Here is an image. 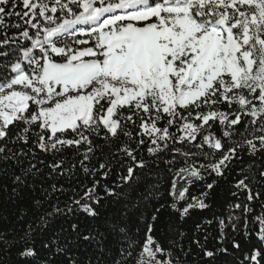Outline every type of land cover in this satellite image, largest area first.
<instances>
[{
    "label": "snow or ice",
    "instance_id": "6c2138e0",
    "mask_svg": "<svg viewBox=\"0 0 264 264\" xmlns=\"http://www.w3.org/2000/svg\"><path fill=\"white\" fill-rule=\"evenodd\" d=\"M69 5H76L82 11L77 13ZM58 9L61 13L66 10L72 18L47 15L48 12L57 13ZM12 17L23 21L14 27L23 29L20 35L29 39L31 46L18 49L22 57L10 65L14 75L0 77V141L9 137V126L20 122L24 127L16 134V140L25 146L31 143L45 153L55 155L65 148L79 152L81 146L87 145L80 165L88 171L84 161L89 159V153H93L90 139L93 134L99 135L103 131L106 140L117 137L120 132L130 136L131 133L125 130L126 123L134 124L135 116L140 120L142 133L156 145L148 148V152L153 153L161 147L160 141L170 138L169 127L177 123L183 122L181 131L185 133L180 140H196L199 130L210 120L219 119L221 124L232 126L240 124L239 113L229 119V113L223 111H209L207 114L201 111L203 107H213L217 103L229 106L235 103L244 115L258 118L260 122L261 134L254 137L258 145L254 140L246 141L250 153L264 152V0H118L116 3H106V0H68V3H62V0H55L51 7L41 0H0V27L6 26V18ZM38 17H44L55 27L41 28ZM23 25L36 29L35 35H30ZM82 35L89 39H79ZM65 37L72 38L71 42ZM9 42L7 35L0 39V45ZM125 109L131 114L123 116ZM193 115L202 123L191 122ZM161 121L166 122L162 128L158 126ZM250 123L256 124L257 119ZM30 133L35 140L31 139ZM203 140L212 148H222L221 141L213 140L210 135L204 136ZM138 143L143 144L144 140ZM117 151L135 162L127 167V175L121 177L122 181L128 182L133 178L135 168L143 167L144 162L137 161L135 150L127 145ZM20 155L27 156L28 153L23 149L13 152L6 144L0 146V159L4 161L14 159L21 163ZM234 156L235 149L232 148L217 162L201 167L223 175L226 162ZM62 166L63 160L49 165L53 171ZM99 167L105 169L108 165L101 163ZM185 171L180 170L182 179ZM39 172L37 165L29 164L28 168L21 170V175L13 177V182L23 185L29 176ZM104 175L107 176L108 172ZM189 175L202 178L196 167L191 168ZM259 178V182H264V170L259 171ZM254 179L245 175L235 185L247 192L250 202L264 195L250 187ZM95 183L80 199L72 202L93 219L100 215L94 207L99 204V198L95 197ZM214 183L208 184L207 188L212 189ZM52 189L56 190L55 185ZM12 191L15 193L16 188ZM108 191L109 194L113 192ZM187 192L188 188L178 189L177 182H172L169 192L173 197L171 206L181 216L194 207H207L203 200L193 197L194 203L178 208L177 204L185 200ZM261 206L264 208V204ZM232 207L242 208L246 214L252 211L248 204L237 203ZM61 211L55 208L47 216ZM67 211L72 208L69 206ZM255 219L260 224L261 246L243 253L247 264L264 261V214ZM41 220L46 224L45 217ZM247 223L245 217V227ZM111 227L115 231L118 225L112 224ZM236 227L233 222L234 231ZM71 228L74 237H66L55 252L66 257V264H78L69 255L71 245L96 240L99 233L87 225L81 229L78 224H72ZM31 231L29 226L24 237L28 243L19 252L21 257L36 258L38 255L37 249L29 246ZM119 232L123 233L124 229L120 228ZM223 240L222 232L221 243ZM230 242L233 248L240 249L236 239ZM51 243L57 244V241ZM153 243L149 235L141 253L149 256V264L152 260L155 264H172L171 259H156L157 253L165 250L158 244L153 250ZM43 247L47 249L49 244L45 243ZM202 250L209 258H214L217 252L228 251L227 248L213 251L203 247ZM39 264H55V261L46 257L40 259Z\"/></svg>",
    "mask_w": 264,
    "mask_h": 264
},
{
    "label": "trees",
    "instance_id": "16d2710c",
    "mask_svg": "<svg viewBox=\"0 0 264 264\" xmlns=\"http://www.w3.org/2000/svg\"><path fill=\"white\" fill-rule=\"evenodd\" d=\"M41 2L51 7L55 0ZM116 2L118 0H106V3ZM62 3H68V0H62ZM69 6L77 13L82 11L76 5ZM47 15L61 19L72 18L66 14V10L65 13H61L59 9L57 13L48 12ZM6 19V26L0 27V39L7 35L10 42L8 45H0V53H7L0 55V77L14 75L11 73L10 65L21 59L22 53L18 49L31 46V41L20 35L23 29L14 27L17 23L23 24V21L15 17ZM38 20L41 28L55 27V24L44 17H38ZM23 26L28 29L30 35H35L36 29L31 25ZM64 39L71 42L72 38ZM79 39L88 40L89 37L82 35ZM92 39L94 40V37ZM11 40H15V43H11ZM34 52H38V49H34ZM201 111L205 114L209 111H223L229 113V119L239 113L241 123L232 126L221 124L219 119L210 120L208 125L199 130L196 140H180L185 133L181 131L183 122L177 123L169 127L170 138L160 141L161 147L149 153L148 148H155L156 145L151 143V138L142 133L140 120L134 116V124L126 123L125 130L131 133L130 136L120 132L117 137H109L106 140L103 131H100L99 135L90 136L93 153H89V159L84 161L88 171L80 165V160H83L82 153L87 145L81 146L79 152L74 148H65L55 155L45 153L31 143L25 146L16 140V134L24 127L22 123L16 122L9 126V137L0 141V146L6 144L13 152H20L23 149L28 155H20L21 163L14 159L8 161L0 159V233L4 234L0 236V264H39V260L46 257H51L55 264H66V257L55 250L58 245L64 243L66 237H74L72 224H78L81 229L87 225L99 233L96 240L79 241L71 245L69 255L78 264H116L117 261L121 264H140L141 261L148 264L141 253L149 235L154 241L151 246L153 250L157 244L165 250L163 253H157L156 259H171L172 264L244 262L243 253L261 246L258 236L260 224L255 217L264 214V208L261 206L264 204V195L250 202L247 200V192L241 191L235 185L245 175L249 176L250 180L255 177L250 187L264 194V182H259V171L264 170V152L251 154L246 143L247 140H254L256 135L261 134L260 122L258 118L244 115L240 106L235 103L231 106L217 103L213 107L205 106ZM129 114L131 113L127 109L123 110V116ZM184 115L187 116V112ZM252 119H257V123L251 124ZM191 122L202 123L196 120L195 115L192 116ZM165 123L161 121L158 126L162 128ZM225 132L229 135L225 136ZM29 135L32 140L36 139L31 133ZM206 135H210L213 140L219 139L222 148L218 150L205 143L203 137ZM141 139L144 140L143 144L138 143ZM254 142L258 145V141ZM125 145L135 150L137 161L144 162L143 167L135 168V174L128 182L122 181L121 177L127 175V167L134 165L135 162L117 151ZM232 148L235 149V156L226 162L227 167L223 170V175L210 173V170L201 167L217 162ZM58 160H63V166L60 170L53 171L49 165ZM41 161L43 163H40ZM101 163L108 167L100 169ZM29 164L37 165L39 174L29 176L23 185L15 184L13 177L21 175V170L28 168ZM192 167L200 169L202 178L189 175ZM182 168L186 170L183 179L180 175ZM105 172H108L107 176L104 175ZM174 180L178 189L188 188L185 200L177 204L178 208H183L187 203H194L193 197L203 200L207 207L203 209L194 207L181 216V213L171 206L173 197L169 192ZM97 181L98 183H95ZM213 182H215L213 188L209 190L207 185ZM94 183L95 197L99 198V204H94V207L100 213L96 219L89 217L72 203L73 200L80 199ZM53 185L56 187L55 191L52 189ZM13 188H16L15 193L12 191ZM108 189L113 190L112 194H109ZM204 193L207 195H203ZM237 203L248 204L252 211L246 214L242 208L232 207ZM69 206L72 211H67ZM55 208L62 211L47 216V213L54 212ZM41 217H45L46 224L42 222ZM245 217L248 221L247 227ZM233 222L237 224L235 231L232 228ZM112 224L118 225L115 231L111 227ZM29 226L32 230L29 246L37 249L36 258L19 256V252L28 243L24 237L29 232ZM120 228L124 229L123 233L119 232ZM222 232L224 240L221 243ZM232 239L240 243V249L232 247L230 242ZM52 241H57V244L51 243ZM45 243L49 244V248L43 247ZM202 247L213 251L217 248H227L228 251L217 252L214 258H209L204 256ZM261 264H264V261Z\"/></svg>",
    "mask_w": 264,
    "mask_h": 264
},
{
    "label": "rangeland",
    "instance_id": "374dc122",
    "mask_svg": "<svg viewBox=\"0 0 264 264\" xmlns=\"http://www.w3.org/2000/svg\"><path fill=\"white\" fill-rule=\"evenodd\" d=\"M143 256L145 257V259H146V261H147V263L149 264V261H150V258H149V256L145 253V254H143ZM151 264H155V260H152L151 261Z\"/></svg>",
    "mask_w": 264,
    "mask_h": 264
}]
</instances>
